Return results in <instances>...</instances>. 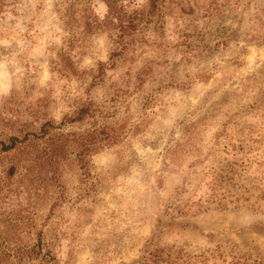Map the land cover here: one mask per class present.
<instances>
[{
	"label": "rangeland",
	"instance_id": "rangeland-1",
	"mask_svg": "<svg viewBox=\"0 0 264 264\" xmlns=\"http://www.w3.org/2000/svg\"><path fill=\"white\" fill-rule=\"evenodd\" d=\"M12 136L0 264H264V0H0Z\"/></svg>",
	"mask_w": 264,
	"mask_h": 264
},
{
	"label": "trees",
	"instance_id": "trees-1",
	"mask_svg": "<svg viewBox=\"0 0 264 264\" xmlns=\"http://www.w3.org/2000/svg\"><path fill=\"white\" fill-rule=\"evenodd\" d=\"M81 118L82 117L79 116L76 117L75 120H79ZM24 138H27V136ZM117 138L118 136L113 134V132H103L94 129L93 131L74 136L72 140H74L76 144L75 149H71L69 152L75 153V157L80 168L86 171L85 169L88 166L90 156L102 149L104 146L116 141ZM27 146V141L13 136L10 137L7 141H0V151L5 153L10 151H18L20 153L29 154V147ZM68 146L69 145L67 144V142H64V156L66 155V153H68ZM49 262L50 263L48 264H56L55 257L51 256Z\"/></svg>",
	"mask_w": 264,
	"mask_h": 264
}]
</instances>
